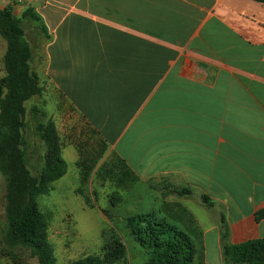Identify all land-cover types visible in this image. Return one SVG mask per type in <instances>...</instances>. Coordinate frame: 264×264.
I'll return each mask as SVG.
<instances>
[{
	"label": "crops",
	"instance_id": "obj_1",
	"mask_svg": "<svg viewBox=\"0 0 264 264\" xmlns=\"http://www.w3.org/2000/svg\"><path fill=\"white\" fill-rule=\"evenodd\" d=\"M0 9L41 17L45 94L40 72L138 183L191 191L196 202L182 204L204 233L205 264H232L227 245L264 240L261 3L0 0Z\"/></svg>",
	"mask_w": 264,
	"mask_h": 264
},
{
	"label": "rangeland",
	"instance_id": "obj_2",
	"mask_svg": "<svg viewBox=\"0 0 264 264\" xmlns=\"http://www.w3.org/2000/svg\"><path fill=\"white\" fill-rule=\"evenodd\" d=\"M39 26L32 21L24 24L33 49L35 72L37 62H44L46 40ZM6 49L7 44L0 36V96L4 90ZM40 74L49 90L42 99L27 102L26 108L30 111L32 105L45 101L49 117L58 121L62 155L68 164V173L51 185L48 195L38 199V207L48 221V237L58 264H70L91 255L104 258L116 240L124 245L125 256L115 264H147L149 255L128 226L129 218L135 215H147L151 220L164 221L189 231L195 244L194 264H205L204 233L189 212H185L182 201L186 195L164 183L125 185L117 169L115 154L102 147L101 137L93 133L71 105L66 101L58 104L59 98L54 96L45 72ZM27 120L28 166L34 175H38L45 150L35 134V122L30 116ZM191 194V201L196 202ZM5 195L6 183L0 174V264H38L29 254L13 253L4 246Z\"/></svg>",
	"mask_w": 264,
	"mask_h": 264
},
{
	"label": "trees",
	"instance_id": "obj_3",
	"mask_svg": "<svg viewBox=\"0 0 264 264\" xmlns=\"http://www.w3.org/2000/svg\"><path fill=\"white\" fill-rule=\"evenodd\" d=\"M254 1L264 6V0ZM27 21L38 23L47 35L46 26L33 9L27 10L21 18L10 9H0V36L7 44L3 59L4 90L0 96V174L6 183L3 243L6 250L27 253L38 264H58L48 237V221L38 207V199L48 195L51 185L68 173V164L62 155L56 123L49 117L45 101L32 105L30 111L26 108L27 102L42 99L46 91L40 76L32 68L33 49L24 28ZM29 116L35 122V134L45 150L38 175H34L28 166L25 132ZM93 133L98 135L94 130ZM101 142L107 150L105 141ZM116 158L125 185L137 183L138 176L122 159ZM180 192L191 194L189 189ZM204 201L210 202L206 197ZM128 226L149 255L147 264H194L195 244L189 231L164 221L151 220L147 215L129 218ZM111 246V252L104 258L91 255L70 264H115L124 258L125 248L119 240ZM225 256L232 264H264V240L227 245Z\"/></svg>",
	"mask_w": 264,
	"mask_h": 264
}]
</instances>
